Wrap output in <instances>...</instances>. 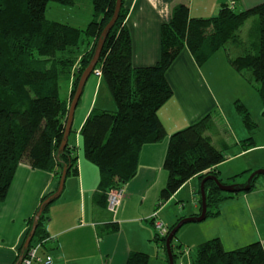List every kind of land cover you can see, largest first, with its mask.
Instances as JSON below:
<instances>
[{
	"label": "trees",
	"instance_id": "16d2710c",
	"mask_svg": "<svg viewBox=\"0 0 264 264\" xmlns=\"http://www.w3.org/2000/svg\"><path fill=\"white\" fill-rule=\"evenodd\" d=\"M75 1L0 0V203L5 200L21 164L53 173L57 182L63 169L66 176L77 173L76 147L67 143L59 150L68 102L59 97L58 82L61 78L69 79L73 72L71 100L101 33L112 18L116 0H91L92 20L84 29L45 18L48 2L73 6ZM127 14L122 0L94 68L100 71L116 110L92 108L79 131L84 158L99 173L94 203L105 210L108 194L123 191L135 178L142 147L167 138L157 113L172 97L166 72L180 52L186 49L201 67L227 45L240 46L238 31L252 17L257 19V42L239 56L227 55V60L256 91L264 114V2L242 11L223 4L209 18L190 17L187 6L174 5L168 21L160 28L158 61L152 66L137 68L132 66V41L125 25ZM234 105L244 126L253 131L255 123L249 111L239 100ZM220 121L215 115L206 114L168 137L163 161L167 179L160 190L156 211L196 176L200 182L214 176L222 185L235 184L237 176L223 182L215 170L226 160L230 149L222 137L225 131ZM216 137L219 139L215 141ZM252 144L250 137L241 143L240 149L246 151ZM255 180L251 181L248 192L256 187ZM54 193L43 196L37 210ZM204 193L207 220L218 215L220 203L245 192L223 193L208 180L204 183ZM54 201L43 207L33 240L48 238L43 225ZM198 202L200 205V199ZM32 218L28 220L30 226ZM181 219L167 227L165 236L154 233L153 241L164 251L166 264L165 240ZM150 224L153 226V220ZM118 229L117 223H109L100 227L97 235L103 237ZM28 232L29 229L25 238ZM176 234L171 240L174 264L185 253ZM125 264H149V256L132 251ZM191 264H264V247L260 242H253L226 251L219 239H211L196 246Z\"/></svg>",
	"mask_w": 264,
	"mask_h": 264
},
{
	"label": "crops",
	"instance_id": "0c3cea01",
	"mask_svg": "<svg viewBox=\"0 0 264 264\" xmlns=\"http://www.w3.org/2000/svg\"><path fill=\"white\" fill-rule=\"evenodd\" d=\"M123 2L128 9L125 25L132 41V66L137 68L152 66L158 61L160 28L168 21L174 5L187 6L190 17L209 18L215 16L223 4L236 11H242L259 5L264 0ZM217 53L198 67L190 53L184 49L167 70L166 79L172 89V97L157 113L167 138L142 147L136 176L124 186L123 198L115 214L95 205L94 195L99 183V173L97 168L84 158L83 151L78 154L77 173L66 176L64 183H67V186L65 184L60 197L50 206L43 225L48 238L53 239L46 243L47 253L52 257L53 264H125L132 251L147 254L149 264H164V254L153 241L155 230L150 224L152 217L155 215L161 221L162 214L168 209L172 210L163 218L164 225L168 222L167 228L178 219L196 216L200 212V198H195L200 185L197 176L186 182L156 211L160 190L167 179L163 161L168 137L206 114H213L221 120L220 125L225 131L222 137L230 146L226 152V160L215 168L220 180L228 182L237 176V183L238 179L246 178L254 170H264V131L257 132L259 127V131H262L261 126H264L260 98L252 86L230 67L224 55L220 65L209 74L212 79L208 78L207 71L210 70H207L205 65L214 61ZM220 80L226 81V84ZM243 84L255 94L249 95ZM101 91L106 97V105L110 106L112 102L102 77L91 75L82 92L83 95L86 92L85 102L75 127L78 137L76 143L79 141V145V131L91 109L95 108ZM70 92L71 85L66 100H69ZM247 95L252 97L251 101ZM237 100L253 117L255 129L251 132L244 126L241 116L235 110L234 103ZM251 110H255V113ZM256 133H260L259 141L255 138ZM250 137L252 146L242 151L241 143ZM214 139L216 141L219 137ZM68 143L73 145L69 138ZM256 184L257 182L255 186ZM57 186L58 182L53 173L32 170L26 164L18 167L7 196L0 203V264H14L28 229V220L35 214L42 197L56 191ZM184 190L191 196V205L188 207L182 204L184 198L180 196ZM64 191L66 195L61 198ZM172 203L175 207L170 206ZM9 204L12 205V210L9 209L7 215L4 210ZM109 223H117L118 231L98 237L99 228ZM211 239H219L226 251L253 242H260L264 247V192L255 187L249 192L225 200L218 206L216 217L182 228V236L178 238V242L185 249V253L180 257L183 261L178 264H191L194 256L192 250Z\"/></svg>",
	"mask_w": 264,
	"mask_h": 264
},
{
	"label": "rangeland",
	"instance_id": "374dc122",
	"mask_svg": "<svg viewBox=\"0 0 264 264\" xmlns=\"http://www.w3.org/2000/svg\"><path fill=\"white\" fill-rule=\"evenodd\" d=\"M45 18L49 21L67 24V25L74 27V28H77V29H84L88 25V23L92 20L91 0H76L75 4L73 6H63V5H60V4L55 3V2H48L47 6H46V11H45ZM257 25L258 24H257L256 17H252L248 21H246L238 31V35L240 37V42H241L240 46H233L231 44L227 45L228 47H226V49H221L220 51H218V53L215 57L216 59H213L214 61H212L211 63H207L205 65L206 69L210 70V72L207 71L209 79H212L211 75H209V74H211L213 72V69L216 66L220 65L219 62H221V58L223 55L225 58L227 57V55L230 57L239 56V55L243 54L245 51H247L251 44L257 42V40H258L257 39L258 38ZM225 54H226V56H225ZM92 75H94V74H92ZM223 78H225V76H223ZM73 79H74V76H73V72H72L69 79L61 78L59 80V82H58V95L61 99L66 100L68 90H69V85H71V88H72ZM221 82L226 84V81L225 82L221 81ZM229 82L232 83L231 81H229ZM230 86H232V84ZM244 87L246 88V90H248L247 93L249 95L255 94L253 92V90L250 89L249 87H247L245 85H244ZM226 88L227 87H225V89ZM85 95H86V92L84 93V95L83 94L81 95V97L79 99V103H78V105L74 111L73 120H72V132L70 133V136H69V142L71 144L75 145V147H76V155L77 156H78V154L79 155L82 154V143L80 142V145H79V141L76 143V138L78 139V137H77L76 132H75V127L78 124L79 116L81 113V108L85 102ZM247 97H248V100H250V101L252 100L251 96L247 95ZM105 100H106V97L104 96V94L101 91L100 95L98 97V100L95 104L96 105L95 108L96 109H105V110H109V111H115L116 106H115L113 100L111 99V97L109 99L110 102H112V103H110V106L106 105ZM66 101L68 102V108H69V104L71 102L70 97H69V100H66ZM251 112L255 113V110H251ZM251 118L253 120L252 115H251ZM261 127L263 128V130L259 131L260 130V127H259L257 129V132L262 133L264 131V126H261ZM259 134L260 133H256V135H255V138L257 141L260 140ZM255 171H258V170H254L253 172H255ZM253 172H251L246 178H243L242 180L238 179V182L235 183L234 185L244 184ZM255 181L257 182V184H256L257 190L264 192V176L257 177ZM65 184L67 186V183H64V186H65ZM64 195H66V191H64L63 196L61 198H64ZM180 196L182 198H184V200L182 201L183 205H185L186 207L191 205L190 204L191 196H189V193L187 191H185V190L182 191L180 193ZM195 198L198 199L199 194H196ZM173 203L175 204V202H173ZM173 203H172V205H170L171 207H175V205H173ZM9 209L12 210L11 204H9L8 207L4 210L5 212L7 211V215H9ZM171 211L172 210L168 209L165 211L164 214H162V217H161L162 224L165 223L163 218L167 217L169 215V212H171ZM16 223H18V222H16ZM197 224H200V223L186 224L182 228H184L185 226L197 225ZM166 225H168V222H166L165 225L163 224L164 227H166ZM29 227H30V225L28 224V229H29ZM182 228H180L176 234L177 239L182 236ZM26 233H27V231H26ZM26 233H25V235H26ZM25 235H24V238H25ZM193 250H192V255L194 254ZM162 254H164L163 250H162ZM187 259H188V257H186L185 260H187ZM179 261H183V260L179 258L177 260V264L179 263ZM164 264H166V263H164Z\"/></svg>",
	"mask_w": 264,
	"mask_h": 264
},
{
	"label": "water",
	"instance_id": "95a60500",
	"mask_svg": "<svg viewBox=\"0 0 264 264\" xmlns=\"http://www.w3.org/2000/svg\"><path fill=\"white\" fill-rule=\"evenodd\" d=\"M121 2H122V0H116L115 9H114L112 18L109 21V23L105 26V28L103 29V31L100 35V38L98 39V42H97V45H96L92 59L90 60L88 66L83 70V72L81 73V75L78 79L76 89L74 91L73 97H72L71 102L69 104L68 113H67L66 122H65L63 140H62L60 148H59L60 151L68 143V138L70 135L74 111L78 105L79 99H80L82 92H83V89H84V86H85L88 78L91 76V74H92V72H93V70L97 64L99 54H100L102 45L104 43V40H105L109 30L112 28V26L114 25V23L118 17V13H119V10L121 7ZM259 176H264L263 170H258V171L253 172L249 176L247 181L241 185H234V184L233 185H222L219 182V180L214 176H207L206 178H204L200 182V185H199V198H200L199 215L181 219L174 226V228L170 231V233L168 234V236L165 240L164 247H165V255H166V259H167L168 264H174L173 255H172V251H171V240L173 239L175 234L178 232V230L186 224L201 223V222L205 221L207 208L205 205L204 183L206 181H208V180L213 181L220 192L227 193V194H235V193L247 192L250 189L251 181H253L254 178H257ZM65 179H66V169H63L61 172L59 182H58V186H57L55 193L52 194L43 203V205L37 210V212H35V214L33 215L32 223H31V226L29 228V232H28V234H27V236H26V238L22 244V248H21V250L17 256V260H16L15 264H19L21 262L24 254L26 253V251L29 247L30 242L32 241V239L34 237L35 230L37 228L38 222H39L40 217L42 215L43 207L59 198V196L62 193L63 187H64Z\"/></svg>",
	"mask_w": 264,
	"mask_h": 264
},
{
	"label": "built area",
	"instance_id": "2783aa9c",
	"mask_svg": "<svg viewBox=\"0 0 264 264\" xmlns=\"http://www.w3.org/2000/svg\"><path fill=\"white\" fill-rule=\"evenodd\" d=\"M93 74L96 77H101L99 70L95 69ZM123 198V191H112L108 194L106 211L110 214H115L120 201ZM153 227L156 233L163 237L167 233V228L163 226L156 216L152 217ZM52 238H47L42 241L33 240L30 242L29 247L24 254L19 264H53L52 257L47 253L46 243ZM18 256V255H17Z\"/></svg>",
	"mask_w": 264,
	"mask_h": 264
}]
</instances>
